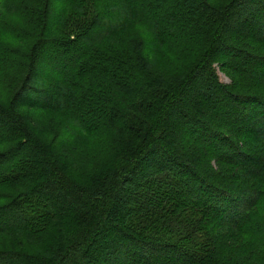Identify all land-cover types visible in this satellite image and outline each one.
<instances>
[{"label":"trees","instance_id":"1","mask_svg":"<svg viewBox=\"0 0 264 264\" xmlns=\"http://www.w3.org/2000/svg\"><path fill=\"white\" fill-rule=\"evenodd\" d=\"M0 264H264V0H0Z\"/></svg>","mask_w":264,"mask_h":264},{"label":"rangeland","instance_id":"2","mask_svg":"<svg viewBox=\"0 0 264 264\" xmlns=\"http://www.w3.org/2000/svg\"><path fill=\"white\" fill-rule=\"evenodd\" d=\"M218 72H219V76L221 77L222 81H226V82L229 81V78L222 71L218 70Z\"/></svg>","mask_w":264,"mask_h":264}]
</instances>
